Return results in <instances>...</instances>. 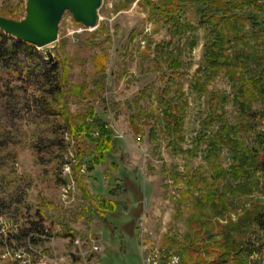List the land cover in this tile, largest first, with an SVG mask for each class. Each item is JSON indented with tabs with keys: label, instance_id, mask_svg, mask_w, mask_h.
Returning <instances> with one entry per match:
<instances>
[{
	"label": "rangeland",
	"instance_id": "rangeland-1",
	"mask_svg": "<svg viewBox=\"0 0 264 264\" xmlns=\"http://www.w3.org/2000/svg\"><path fill=\"white\" fill-rule=\"evenodd\" d=\"M26 1L0 0V15L24 18ZM167 1L102 0L91 29L66 11L57 40L0 63V264H85L87 245L75 239L88 234L104 246L102 264H188L192 244L209 261L204 247L253 201L219 176L233 163L235 143L212 138L242 117L226 72L208 78V93L196 91L203 32L173 35L153 8ZM183 16L191 22L189 9ZM210 92L223 97L211 104ZM249 102L264 110V97ZM67 117L77 126L100 119L113 133V149L94 172L101 133L93 126L76 138ZM250 123L256 128L237 142L264 143L256 138L264 121ZM78 162L94 200L78 186ZM70 176L75 190L65 197ZM259 189L254 200L264 204ZM228 225L243 249L254 247L245 264H264V228Z\"/></svg>",
	"mask_w": 264,
	"mask_h": 264
},
{
	"label": "trees",
	"instance_id": "trees-1",
	"mask_svg": "<svg viewBox=\"0 0 264 264\" xmlns=\"http://www.w3.org/2000/svg\"><path fill=\"white\" fill-rule=\"evenodd\" d=\"M186 1L189 5H185L182 0H168L165 4L153 8L175 36L182 33L183 29L202 30V61L197 71V81L193 85L198 93H208L206 87L208 78L225 70L232 89L228 94L237 103L242 117L237 124H230L228 121L224 123L212 138L216 143H221L226 138L229 144L235 143V146H232L233 163L229 171L220 170L219 176L225 180L230 177V182H234V189L239 191V195L253 200L239 211L236 222L230 221L228 224L241 225L242 223L243 225L238 227L241 228L249 223L264 228V204L255 201L256 195H253L259 192L256 190H260V186L264 191V143L259 140L256 144L245 146L241 141L237 142L240 133L242 135L250 133L252 128H256V125L250 123L253 116L264 121V110L259 109L257 111L259 113H256L249 107V101L253 98H258L259 95L264 97V11L261 12L262 7L257 0ZM186 9L191 11V22L184 19ZM76 23L83 26L81 23ZM194 24H196L195 27ZM252 36L254 37L253 45L249 43ZM196 40L197 37H191L192 47L196 45ZM238 42L242 45H237ZM36 48V45L8 35L0 29V63L12 60L17 50L34 52ZM172 63L176 66L179 64L177 60ZM97 65L102 68L104 64L97 62ZM209 95L208 101L211 104L223 97L217 92H210ZM67 118L76 138H83L84 131H91L93 126L97 127L101 133V137L96 139L98 153L92 157L88 168L92 169L96 164L105 161L107 153L113 149V133L107 124L100 119H95L92 124L81 123L77 126L70 117ZM263 135L264 133L258 134L257 140ZM241 139L244 140V138ZM77 156L83 159L80 150ZM79 168L78 165L74 169L77 182L80 184ZM228 224L222 225L219 230L222 237H217L215 240L211 238L214 241L204 247L203 253L208 254L210 260L202 257L201 248L197 244H192L191 254H189L191 260H187L188 264H245V252L254 247L249 246L243 249L242 245L246 243L234 241L231 233L235 227ZM33 242H37L36 239Z\"/></svg>",
	"mask_w": 264,
	"mask_h": 264
},
{
	"label": "water",
	"instance_id": "water-1",
	"mask_svg": "<svg viewBox=\"0 0 264 264\" xmlns=\"http://www.w3.org/2000/svg\"><path fill=\"white\" fill-rule=\"evenodd\" d=\"M102 0H27L26 15L20 20L0 15L4 32L32 43L45 46L58 38L59 23L66 11L85 28L97 25Z\"/></svg>",
	"mask_w": 264,
	"mask_h": 264
},
{
	"label": "built area",
	"instance_id": "built-area-1",
	"mask_svg": "<svg viewBox=\"0 0 264 264\" xmlns=\"http://www.w3.org/2000/svg\"><path fill=\"white\" fill-rule=\"evenodd\" d=\"M74 162L76 160L74 159ZM67 166H65V170L70 174L71 173V163H65ZM80 165V172H85V165L83 163H77ZM75 190V181L72 176L65 181L62 185V193L65 197H70V194ZM76 243L82 242L85 243L86 249L81 252V255L84 258L85 264H102L101 263V255L104 251V246L101 243V240L96 237L95 235L88 234L85 238L83 237H77L75 239ZM19 257H21L20 254H18ZM25 261V260H24ZM144 262V261H143ZM144 264V263H143Z\"/></svg>",
	"mask_w": 264,
	"mask_h": 264
},
{
	"label": "crops",
	"instance_id": "crops-1",
	"mask_svg": "<svg viewBox=\"0 0 264 264\" xmlns=\"http://www.w3.org/2000/svg\"><path fill=\"white\" fill-rule=\"evenodd\" d=\"M91 166H93V164L91 165ZM93 168H94V166H93ZM89 169V171H95L94 169ZM78 175H79V177L81 178V183L79 184L78 183V186L80 185V189H82V192H83V194H84V196H85V198L87 199V200H94V198H93V196H92V192L91 191H89V189H88V186L86 185V181L84 180V177L82 176V174H80V173H78ZM94 177L93 176H91L90 177V179H93Z\"/></svg>",
	"mask_w": 264,
	"mask_h": 264
}]
</instances>
